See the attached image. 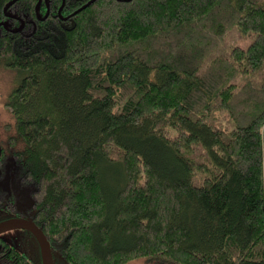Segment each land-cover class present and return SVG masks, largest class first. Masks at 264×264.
<instances>
[{
  "label": "trees",
  "instance_id": "obj_1",
  "mask_svg": "<svg viewBox=\"0 0 264 264\" xmlns=\"http://www.w3.org/2000/svg\"><path fill=\"white\" fill-rule=\"evenodd\" d=\"M0 67L55 262L264 264V0H0Z\"/></svg>",
  "mask_w": 264,
  "mask_h": 264
},
{
  "label": "rangeland",
  "instance_id": "obj_2",
  "mask_svg": "<svg viewBox=\"0 0 264 264\" xmlns=\"http://www.w3.org/2000/svg\"><path fill=\"white\" fill-rule=\"evenodd\" d=\"M19 80L16 74L9 68L0 67V145L2 153L0 155V182H5L7 166L10 165L11 184L10 187L14 191V200L28 212V208L35 205L36 197L34 190L30 186L23 185L19 182V166L16 162L15 153H17L23 142L20 139L13 138L16 135L15 118L8 106L14 89L18 85ZM13 145V146H12ZM10 147H13L11 149ZM6 194L1 197L4 199ZM34 202V204H32ZM35 207V206H34ZM35 212V210H34ZM36 214V212H35ZM19 234H22L19 232ZM20 235V240L22 239ZM122 264H153L145 257L127 258Z\"/></svg>",
  "mask_w": 264,
  "mask_h": 264
},
{
  "label": "flooded vegetation",
  "instance_id": "obj_3",
  "mask_svg": "<svg viewBox=\"0 0 264 264\" xmlns=\"http://www.w3.org/2000/svg\"><path fill=\"white\" fill-rule=\"evenodd\" d=\"M3 194H6L4 199L1 197ZM13 198L12 188L10 187V191H8L5 182H0V223L15 218L35 223L33 221L34 205L28 208V212H25ZM20 235H22L21 240ZM0 264H43L41 247L35 235L27 229H15L0 233ZM54 264L59 263L55 262Z\"/></svg>",
  "mask_w": 264,
  "mask_h": 264
},
{
  "label": "water",
  "instance_id": "obj_4",
  "mask_svg": "<svg viewBox=\"0 0 264 264\" xmlns=\"http://www.w3.org/2000/svg\"><path fill=\"white\" fill-rule=\"evenodd\" d=\"M1 153H2V148L0 145V155ZM10 170H11V166L8 165L6 171L7 173L5 177V187L8 191H10V184H11ZM15 229H27L30 232H32L39 241L43 264H54L50 243L46 239L44 232L35 223L19 218L11 219L0 223V233Z\"/></svg>",
  "mask_w": 264,
  "mask_h": 264
}]
</instances>
